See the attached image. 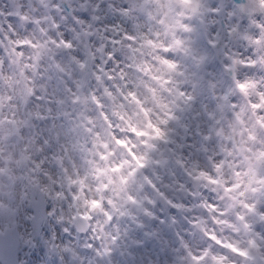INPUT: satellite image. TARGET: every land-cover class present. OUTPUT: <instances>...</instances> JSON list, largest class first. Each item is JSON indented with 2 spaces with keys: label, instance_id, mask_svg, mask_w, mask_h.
<instances>
[{
  "label": "clouds",
  "instance_id": "9594fccd",
  "mask_svg": "<svg viewBox=\"0 0 264 264\" xmlns=\"http://www.w3.org/2000/svg\"><path fill=\"white\" fill-rule=\"evenodd\" d=\"M0 264H264V0H0Z\"/></svg>",
  "mask_w": 264,
  "mask_h": 264
}]
</instances>
